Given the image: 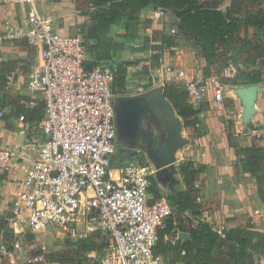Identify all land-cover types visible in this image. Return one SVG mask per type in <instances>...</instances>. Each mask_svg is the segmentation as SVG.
Returning a JSON list of instances; mask_svg holds the SVG:
<instances>
[{
    "label": "built area",
    "instance_id": "1",
    "mask_svg": "<svg viewBox=\"0 0 264 264\" xmlns=\"http://www.w3.org/2000/svg\"><path fill=\"white\" fill-rule=\"evenodd\" d=\"M41 1L12 0L25 8V22H6L0 32V42L24 41L36 51L38 63L27 86L38 91L45 104L44 117L34 122L39 140L28 139L17 149L0 148L2 172L13 161L29 159L8 219H22L33 234L48 226L71 239L99 232L104 247L86 253L99 264H161L153 248L172 206L165 196H150L149 163L128 156L116 141L112 68L106 63L86 68L85 61L94 60L82 34L58 32L51 17L39 10ZM165 14V9L156 8L152 17ZM161 70L176 78L184 75L171 66ZM236 73L233 62L221 69L222 76ZM208 81L213 101L222 102L224 85L217 76ZM183 86L194 106L201 101L204 88L199 80ZM4 113L0 106V118ZM18 121L25 123L24 115ZM119 153L126 156L124 161H118ZM214 229L222 235L223 228ZM7 255L16 264L13 253Z\"/></svg>",
    "mask_w": 264,
    "mask_h": 264
},
{
    "label": "trees",
    "instance_id": "2",
    "mask_svg": "<svg viewBox=\"0 0 264 264\" xmlns=\"http://www.w3.org/2000/svg\"><path fill=\"white\" fill-rule=\"evenodd\" d=\"M73 2L76 11L88 17L81 34L85 39L87 52L94 61H85V67L92 68L99 63L110 65L113 71L112 88L115 94L125 86L128 68L138 65L140 59L114 60L116 49L108 38L110 29L114 24L120 23L123 26V33H119L118 38L124 41L135 39L138 36V13L148 5L165 9L166 12L171 11L177 20L176 33L162 34L159 44L152 43L153 38L145 36L140 44L129 47L132 52L157 51L173 47L174 37L180 34L200 47L202 57L207 64H213L220 60V50L233 42L240 23L246 27L264 30V5L261 0H74ZM247 80L250 83L259 82L260 72L249 73ZM7 82L5 73H0V92ZM162 95L172 105L176 114L183 119L184 126L192 128L196 136L202 135L203 132L198 125L199 114L203 108L200 105L196 107L189 101L187 91L175 83H165ZM30 101L27 96L17 95L6 103L10 105L14 115L18 117L22 114L25 122L34 123L44 117L45 104L43 99H38L35 101V106L27 107L26 102ZM226 135L228 145L235 149L236 169L239 171L241 166L255 178L257 194L264 203V149L255 143L250 146L234 143L231 129L227 130ZM122 154L119 153L117 157L120 162L126 157ZM204 170L205 165H195L192 160L179 165L178 171L184 180L185 188L166 198L180 214L186 215V222L176 221L172 215L167 218L164 226L157 231L153 252L160 255L168 264H254L249 259V250L255 244L259 248L262 247L264 236L254 229L251 221L243 227H223L222 235H219L214 226L208 222L195 223V219L201 214V206L196 199L198 195L196 179ZM4 177V173H0V182ZM148 190L152 194V199L162 196L152 176L149 177ZM10 217L9 211L4 215L0 214L2 239L8 231L5 220ZM177 230L187 233L188 237L174 238ZM26 238L33 240L34 234L29 233ZM70 244L73 249L47 255L46 260L57 264H99L98 261L93 262L86 256L88 251L99 252L104 247L105 240L99 232L78 238ZM1 255L0 244V257Z\"/></svg>",
    "mask_w": 264,
    "mask_h": 264
},
{
    "label": "rangeland",
    "instance_id": "3",
    "mask_svg": "<svg viewBox=\"0 0 264 264\" xmlns=\"http://www.w3.org/2000/svg\"><path fill=\"white\" fill-rule=\"evenodd\" d=\"M70 1L73 2L74 0ZM261 2L264 5V0ZM63 3L65 4L62 7L70 4L69 0H63ZM79 3L82 4L81 1ZM174 19V14L168 11L162 18L156 19L154 22L162 27L160 30L162 34H167V29L174 26ZM117 24L120 25V23ZM116 31L113 35L116 38L117 47L114 60L127 59L133 61L140 59L138 67L132 68L131 72H128L125 86L116 94V97H131L139 100L138 115L132 121L133 132L127 137L125 135L119 136L118 145L128 151V156L148 162L154 169V175L157 179L166 178L170 184H175V181L179 182L180 178L182 179L178 171L179 165L193 160L192 158L203 159L201 152H209V148H206L207 145L214 148V152H211L212 155H221L220 145L217 142L218 138L214 137L206 141L202 139L207 132V126L202 122L204 118L221 122L222 130L224 129L226 133L228 129H231L232 141L236 144H246V141L250 139L251 143L264 146L263 29L246 27L240 23L233 42L220 50V60L213 64L205 62L198 45L179 34L174 37L176 47L173 49L142 52L138 53L135 58V55H130L127 51H129L130 46L140 43L143 36L124 41L117 37ZM70 33H81V30L74 28ZM161 35L157 34L156 37L160 38ZM153 37L155 38V36ZM179 48L184 51L183 56L186 58L182 67L184 76L177 80L170 73H162L161 69L164 65H170L164 63V54L175 55ZM26 61L24 65L30 72L32 67L38 63L35 50L31 49L29 60L26 59ZM227 62H233L236 66L237 73L234 76L221 75V69ZM173 67L174 69L178 68ZM141 72H143L142 75H140ZM253 72H260L261 80L259 82H248L247 76ZM211 76H217L224 85L225 96L220 103H216L212 99V84L208 81ZM191 79L199 80L204 88L201 101L195 105L196 107L200 105L203 108L199 128L204 134L202 133L199 137L190 128L189 131L183 128H174L176 115L171 105L162 96V88L165 83L179 81L180 86L183 87V83ZM26 82L27 75L24 77L25 85ZM25 93L28 96L30 94L41 99V94L38 91L27 89ZM5 99V97L1 99L0 106L2 109H5L6 102L3 101ZM118 116L124 123L123 128H126L128 117L123 107L119 108ZM193 161L196 165H201L198 160ZM240 169H242L241 166ZM199 175L200 173L197 175V186L200 185L198 181L201 180ZM200 192L205 196L204 191L199 188ZM8 207L7 205L4 206V210H0V214L4 215L8 211ZM171 215L176 221L186 222V215L180 214L175 206L172 207ZM246 215L245 213L242 218L246 219ZM5 223L8 231H6L7 234L3 239L0 238L2 254L0 264H12L7 253H13L16 264H57L48 262L46 260L47 255L73 249L70 243L77 239H71L57 229L48 226L46 229L34 233L33 240H28L26 236L30 232L27 231L22 219L20 223H14L10 220H5ZM38 252L41 254H37ZM161 264L168 263L162 259Z\"/></svg>",
    "mask_w": 264,
    "mask_h": 264
},
{
    "label": "crops",
    "instance_id": "4",
    "mask_svg": "<svg viewBox=\"0 0 264 264\" xmlns=\"http://www.w3.org/2000/svg\"><path fill=\"white\" fill-rule=\"evenodd\" d=\"M69 2V5H65L63 7L62 5L65 4L63 3V0H42L38 4L39 10L43 14L51 17L54 28H56L58 32L63 34L70 33L74 28L83 30L85 28L86 22L88 21V17L83 16L76 11L74 2H71L70 0ZM155 9L156 8H153L152 5H148L147 7L142 8L139 11L138 36L135 39H138L139 36H143L142 39L147 36L153 38L152 43H160L161 37L157 38L156 35L162 34L160 31L162 30V27L156 25L154 22L156 19L152 17V12ZM6 22H25V8L14 4L12 0H0V32L2 31L3 25ZM176 23L177 20L174 19V26L167 29V34H171L170 30L172 28L177 30ZM114 31H116L115 33L117 35L119 33H123V26L114 24L111 27L110 33L108 35V38L113 43V47L117 51V47L115 44L116 38L113 36ZM153 36H155V38ZM138 44H135L133 46H137ZM174 47H176V44L173 47L164 48L162 51L173 49ZM29 48L30 47L27 46L24 41L0 42V73H5L6 78L8 79L7 84L1 88L0 102L2 101L1 99L3 97L6 98L3 101L8 103V100L15 98L17 95H23L31 99L30 102H26L27 107L35 106V101L38 100V98L30 94L28 96L25 93L27 89L30 90L27 86V83L31 71L28 72V69H26L24 63L27 62L26 59L29 60L31 49L34 50L33 48ZM127 52L130 55H135V58L137 57L138 53H142L132 52L130 50ZM127 52L125 50V53ZM145 52L154 51L148 50ZM120 53H122V50H120ZM183 55L184 51L180 48L175 55L165 53L163 61L165 64L170 65L164 66L178 67L177 69H174L175 71L183 70L182 67L184 66V61L186 58ZM126 60L127 59H121L120 61ZM138 65L130 66L128 68V72H131L130 70L132 68L138 67ZM35 66H33L32 68H34ZM142 73L143 72H141L140 75H142ZM171 74L173 75V77H176L174 73ZM26 75L27 82L25 85L24 77ZM183 76H179L176 79L179 80ZM172 83L180 86L179 81H172ZM164 99L167 100L166 98ZM7 103H5L4 117L0 118V148L17 149L28 139L39 140L41 138V135L39 131L33 126L34 123L25 122L23 124L19 122L18 117L12 113V109ZM173 111L176 115L174 128H183L184 130L188 131L192 129H189V127H185L183 119L176 114L174 108ZM202 113L203 111L200 114ZM202 122L207 126V132L202 137V139L206 141L207 139H213L214 137L218 138L217 142L220 145L221 155H212L211 152H214V148L210 147V145H207L208 147L206 148H209V152H201V154L203 155V159L192 158L193 160H198L201 165H205V170L199 175V177L201 178V180L198 181L200 185H196L198 187L197 197H199L197 201L201 206V214L195 219V223L198 221H204L212 224L214 227L229 228L234 226L243 227L249 221H251L254 224V229L264 236V203L260 200L257 194L255 178L244 169H240L239 171L236 169L237 157L235 154V149L228 145L226 132L224 131V129L222 130V123L209 120L208 118L202 119ZM249 140L250 139L246 141V144L241 145H252L253 143H251ZM260 147L264 148V146ZM18 154L22 155V151L18 152ZM24 157L21 160L15 162L13 161L10 164V167L5 171H0V173H4L5 175L4 179L0 182V210H4V206L7 205L9 206V211L11 202L21 189V180L25 176L26 169L29 166V159ZM151 170V176L154 177L158 190L162 196L168 197L169 195H174L178 191L185 188L183 178H180L179 182L175 181V184H170L166 181V178L157 179L154 175V169L151 168ZM199 188L200 190L202 189L204 191L205 196L202 195L201 192V194L199 193ZM150 196L152 197V194H150ZM254 206H256L257 208H255ZM245 213L247 214L246 219L242 218ZM7 220L13 221L14 223L21 222V219H6V221ZM174 236V238L184 239L188 237V234L177 230ZM249 259L254 264H264V245L259 248L255 244L249 250Z\"/></svg>",
    "mask_w": 264,
    "mask_h": 264
},
{
    "label": "water",
    "instance_id": "5",
    "mask_svg": "<svg viewBox=\"0 0 264 264\" xmlns=\"http://www.w3.org/2000/svg\"><path fill=\"white\" fill-rule=\"evenodd\" d=\"M163 96V95H162ZM139 100L131 97H116L115 98V113H116V141L118 142L119 136H129L133 132L132 121L138 115ZM123 107L128 117V124L123 128L124 123L118 116L119 108Z\"/></svg>",
    "mask_w": 264,
    "mask_h": 264
}]
</instances>
